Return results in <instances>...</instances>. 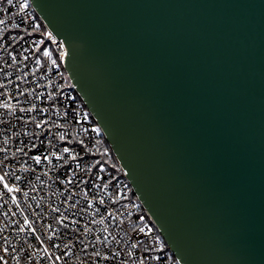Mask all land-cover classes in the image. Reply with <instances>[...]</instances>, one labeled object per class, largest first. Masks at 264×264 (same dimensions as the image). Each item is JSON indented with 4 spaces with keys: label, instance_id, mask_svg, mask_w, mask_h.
I'll use <instances>...</instances> for the list:
<instances>
[{
    "label": "water",
    "instance_id": "1",
    "mask_svg": "<svg viewBox=\"0 0 264 264\" xmlns=\"http://www.w3.org/2000/svg\"><path fill=\"white\" fill-rule=\"evenodd\" d=\"M178 264H264V0H28Z\"/></svg>",
    "mask_w": 264,
    "mask_h": 264
},
{
    "label": "built area",
    "instance_id": "2",
    "mask_svg": "<svg viewBox=\"0 0 264 264\" xmlns=\"http://www.w3.org/2000/svg\"><path fill=\"white\" fill-rule=\"evenodd\" d=\"M0 21V264H178L99 153L63 42L28 0H0Z\"/></svg>",
    "mask_w": 264,
    "mask_h": 264
},
{
    "label": "trees",
    "instance_id": "3",
    "mask_svg": "<svg viewBox=\"0 0 264 264\" xmlns=\"http://www.w3.org/2000/svg\"><path fill=\"white\" fill-rule=\"evenodd\" d=\"M43 28V26H41ZM99 153L103 156V158L108 162L110 166L113 168H117L118 164L114 157L112 156V153L106 144L104 138H102L101 143L99 145Z\"/></svg>",
    "mask_w": 264,
    "mask_h": 264
},
{
    "label": "snow or ice",
    "instance_id": "4",
    "mask_svg": "<svg viewBox=\"0 0 264 264\" xmlns=\"http://www.w3.org/2000/svg\"><path fill=\"white\" fill-rule=\"evenodd\" d=\"M9 5H12V0H8ZM27 7L26 3H20L19 4V8L21 10L25 9ZM0 23H3V21H0ZM47 54V53H46ZM65 151H67V149H65ZM34 159H36L37 161H39V157H34ZM5 187H7V185H5ZM9 191H11V189H9Z\"/></svg>",
    "mask_w": 264,
    "mask_h": 264
}]
</instances>
